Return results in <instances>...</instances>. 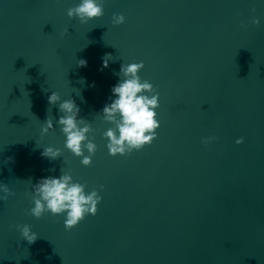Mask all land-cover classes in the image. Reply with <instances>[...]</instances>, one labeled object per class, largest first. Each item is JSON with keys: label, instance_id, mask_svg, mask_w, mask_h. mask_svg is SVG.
Segmentation results:
<instances>
[{"label": "water", "instance_id": "obj_1", "mask_svg": "<svg viewBox=\"0 0 264 264\" xmlns=\"http://www.w3.org/2000/svg\"><path fill=\"white\" fill-rule=\"evenodd\" d=\"M78 2L0 0V181L14 193L0 201V264H264V0H104L88 24L67 15ZM141 62L157 138L111 156L100 112L121 65ZM53 91L94 130L89 166L59 125L42 134L62 115ZM61 169L102 197L71 229L30 214L32 186Z\"/></svg>", "mask_w": 264, "mask_h": 264}, {"label": "clouds", "instance_id": "obj_2", "mask_svg": "<svg viewBox=\"0 0 264 264\" xmlns=\"http://www.w3.org/2000/svg\"><path fill=\"white\" fill-rule=\"evenodd\" d=\"M67 15L69 18H78L81 24H88L104 15V0H79L76 6L68 9ZM112 22L115 25L123 24L125 17L122 14L113 15ZM252 22L257 25L260 23L259 19ZM111 59V55L106 54L102 68H107ZM79 66L86 67L87 61L81 59ZM143 68L142 62L122 64L117 74L120 78L111 87L109 100L101 109L100 115L104 121L112 125L102 134L108 141L106 147L111 156L128 155L134 150H141L157 138V130L160 128L157 112L160 97L153 84L140 77L139 73ZM91 86L95 87V84ZM48 104H58L62 115L55 123L49 116L42 134L46 135L59 125L65 136L64 147L76 157H81L84 166L91 165L97 145L94 139L89 138V134L94 131L91 124L80 118V107L73 99L62 100L56 91L48 96ZM215 139L216 137H208L204 143L208 144ZM243 142L242 137L236 140V144ZM41 155L55 160L61 157L62 152L61 149L48 146ZM86 187V184L75 182L73 176L62 169L58 176L42 177L32 186L34 206L30 209V214L37 219L45 213L63 215L66 229H71L89 214L95 215L98 212L102 197L97 190L86 191ZM12 195L14 193L8 185L0 181V201H7ZM17 227L23 239L30 244L38 239L30 225Z\"/></svg>", "mask_w": 264, "mask_h": 264}]
</instances>
